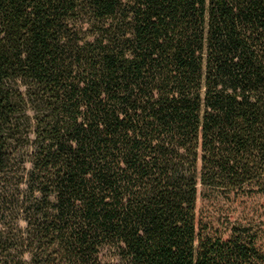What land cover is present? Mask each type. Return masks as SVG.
<instances>
[{
    "label": "trees",
    "instance_id": "trees-1",
    "mask_svg": "<svg viewBox=\"0 0 264 264\" xmlns=\"http://www.w3.org/2000/svg\"><path fill=\"white\" fill-rule=\"evenodd\" d=\"M201 185L264 189V0H0V264H264Z\"/></svg>",
    "mask_w": 264,
    "mask_h": 264
},
{
    "label": "rangeland",
    "instance_id": "rangeland-1",
    "mask_svg": "<svg viewBox=\"0 0 264 264\" xmlns=\"http://www.w3.org/2000/svg\"><path fill=\"white\" fill-rule=\"evenodd\" d=\"M197 213L203 222L218 230L223 239L230 237L229 223L247 224L257 233L256 246L264 256V189L253 187L247 192L224 196L216 190L199 186ZM25 226L24 221H20ZM106 261V250L103 251Z\"/></svg>",
    "mask_w": 264,
    "mask_h": 264
}]
</instances>
